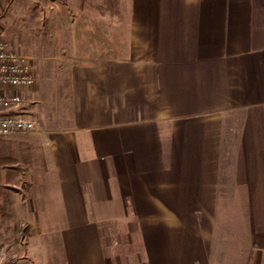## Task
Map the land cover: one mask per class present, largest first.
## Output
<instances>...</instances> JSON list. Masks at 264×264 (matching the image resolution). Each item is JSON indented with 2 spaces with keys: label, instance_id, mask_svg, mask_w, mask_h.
<instances>
[{
  "label": "crops",
  "instance_id": "1",
  "mask_svg": "<svg viewBox=\"0 0 264 264\" xmlns=\"http://www.w3.org/2000/svg\"><path fill=\"white\" fill-rule=\"evenodd\" d=\"M66 2L93 18L85 59L50 111L34 64L40 130L0 143V245L12 264H212L216 187H264V0ZM112 220L134 249L110 254Z\"/></svg>",
  "mask_w": 264,
  "mask_h": 264
},
{
  "label": "rangeland",
  "instance_id": "2",
  "mask_svg": "<svg viewBox=\"0 0 264 264\" xmlns=\"http://www.w3.org/2000/svg\"><path fill=\"white\" fill-rule=\"evenodd\" d=\"M91 19L80 15L73 5L68 6L66 0H9L0 6V31L6 40L35 65L49 63L50 80L42 92L47 111L57 108L50 94L58 92L63 63L73 56L80 59V54L85 53L76 45V29ZM7 138L11 137H0V143ZM215 198V236L219 239L212 264H264V238H254V224L264 221V187H216ZM106 230L111 236L112 256L136 247L124 239L123 223L112 220ZM118 259L121 262V255Z\"/></svg>",
  "mask_w": 264,
  "mask_h": 264
},
{
  "label": "built area",
  "instance_id": "3",
  "mask_svg": "<svg viewBox=\"0 0 264 264\" xmlns=\"http://www.w3.org/2000/svg\"><path fill=\"white\" fill-rule=\"evenodd\" d=\"M9 0H0V6ZM37 83L31 58L20 54L0 31V137L33 135L40 130L29 108V92ZM17 255L0 245V264H11Z\"/></svg>",
  "mask_w": 264,
  "mask_h": 264
}]
</instances>
